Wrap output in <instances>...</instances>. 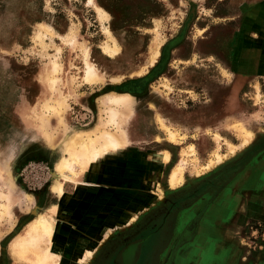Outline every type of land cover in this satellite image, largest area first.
<instances>
[{"label":"rangeland","instance_id":"rangeland-1","mask_svg":"<svg viewBox=\"0 0 264 264\" xmlns=\"http://www.w3.org/2000/svg\"><path fill=\"white\" fill-rule=\"evenodd\" d=\"M242 1L249 0H41L42 21L29 26L24 34L19 0H0V264H25L12 255L11 243L33 222L35 211L47 213L55 203L52 187L59 160L68 156L69 140L73 134H88L99 125L100 102L107 96L124 93L132 97L133 104L116 129L124 138L121 151L125 136L128 140L127 155L120 160L127 164V178L136 176L127 185L149 179L155 171L149 167L158 166L153 162L167 153L169 160L159 168L163 196L158 199L148 189L151 199L135 204L140 198L135 191L104 192L100 202L105 204H97L99 209L118 215L127 199L129 214L138 207L143 212L131 226L114 230L91 264L151 223L162 226L164 243L158 249L167 244L171 255L165 264H173V255L182 243L171 241L177 218L189 215L177 234L184 232V240L192 237L210 205L192 202L203 197L213 181L234 174L264 148V75H242L228 69L227 42L239 27ZM39 24L53 28L44 30L40 40L35 37ZM106 28L119 47L113 58L102 51L106 44L114 46ZM72 33L73 46L68 43ZM153 47H159V56L150 65ZM84 51L103 73V82H86ZM54 57L62 70L56 80L58 88L49 99L67 104L64 127L48 114L49 123L43 120L39 111L40 97L48 96L44 70ZM139 71L143 73L137 75ZM117 78L121 80L116 82ZM160 120L177 134L176 141L170 140ZM235 125L253 139L230 154L228 147L242 142ZM21 135L30 136L44 148V157L26 163L23 157L15 159ZM105 163L106 159L101 160L93 172L104 171ZM210 164L215 165L209 168ZM177 170L182 181L173 189L169 179ZM59 182L65 192H74L71 182ZM25 196L32 199L30 205ZM193 219H197L195 226L187 229ZM232 227L240 247L264 249L263 222L249 220L241 228Z\"/></svg>","mask_w":264,"mask_h":264},{"label":"bare ground","instance_id":"bare-ground-1","mask_svg":"<svg viewBox=\"0 0 264 264\" xmlns=\"http://www.w3.org/2000/svg\"><path fill=\"white\" fill-rule=\"evenodd\" d=\"M97 9L99 15L102 16L101 9ZM44 30L53 31V28L45 24H39L35 37L40 40ZM105 32L114 46L106 44L102 51L108 57L113 58L119 54V47L109 29L106 28ZM68 43L71 46L75 45V33H72L69 37ZM158 56L159 47H153L151 49L150 65L157 61ZM84 64L86 68V79H84L88 84H97L105 80L103 73L91 62L88 51H84ZM61 70L62 67L57 57L52 58L50 63L46 65L43 82L46 85L48 96L40 97L41 107L39 111L43 120H46L45 115L48 114L51 118L55 117L63 126L67 104L63 100L51 102L49 99V96L58 88L56 80L61 74ZM142 73L143 71H139L137 75ZM119 80L121 79L117 78L115 81L118 82ZM100 103V123L98 127L88 134L79 133L74 135L68 142L69 152L67 158L59 160V171L56 173L52 187L55 195V203H52V208L47 213L35 211L36 217L33 222L11 243L12 255L25 264H91L100 247L112 236L113 231L121 227L131 226L143 212V207H138L133 214L123 210L122 214L119 213L116 216L119 219H113L114 217L112 218L109 214L94 213V200L97 198L94 192L98 186L97 178L99 174L98 177L92 176V172L99 166L101 160L107 159L114 152H120L123 148V135L116 129L120 124L119 121L131 109L133 101L130 95L121 94L107 96ZM46 121L49 123V120ZM159 123L168 132L170 140L172 142L176 141L177 134L171 132L162 120ZM111 126L115 130L113 131L114 134L110 132ZM235 127L239 131L242 142L240 146L231 144L228 147L230 154L244 148L253 139L251 133L247 130L236 125ZM157 160L163 164V162L169 160V154L163 153ZM219 163H221V159L216 162V165ZM214 165L210 164L209 168ZM59 180L71 182L75 186L74 192H65L63 183ZM181 181L182 174L180 170H177L171 174L169 185L175 189L181 184ZM148 189L154 197L162 199L160 182L150 183ZM25 198L26 202L29 203L28 205H30L32 201L30 196H25ZM2 208L5 213L7 206L4 204ZM123 218H126V220H122Z\"/></svg>","mask_w":264,"mask_h":264},{"label":"crops","instance_id":"crops-1","mask_svg":"<svg viewBox=\"0 0 264 264\" xmlns=\"http://www.w3.org/2000/svg\"><path fill=\"white\" fill-rule=\"evenodd\" d=\"M239 9V27L227 42L230 56L228 69L242 75L263 76L264 0L242 1L239 4ZM97 127L98 125L95 129ZM95 129L89 132H93ZM77 134L79 133L73 134V136ZM20 138L21 141L15 149V159L23 157L27 160L44 157L45 149L37 146L33 138L22 135ZM125 141L126 147L128 144L126 136ZM124 149L112 153L106 159L104 171L92 172V176L98 177L99 174L97 184L100 187L97 190V198L94 200L95 214L117 216L98 208L97 204H105L100 202L104 192L129 193V191H135L140 195L135 204H143L151 199V196L147 195L149 184L155 181L159 182V168L162 163L153 160L155 161L153 163L158 166L151 165L149 167V171L155 170L149 174V179L133 180V183L127 185L129 178L132 181L131 177L135 178L136 176L129 175L127 178V164H122L120 160V156L127 155ZM260 176L264 178V148L241 168L236 169L234 174L225 175V177L213 181L204 192L203 197H198L192 202V204H210L208 213L199 221L197 231L178 249L177 254L173 255V264H264V249L251 251L240 247L237 242L239 239L231 229L236 225L241 228L249 220L264 223V180H261ZM133 184L139 185L138 188ZM143 192H146L145 195ZM49 199H51V195ZM158 203L156 202V204ZM123 204L124 210L128 211L127 199ZM188 216L182 214L178 217L175 224L176 236H172V243L180 237L181 232L177 233L185 224ZM202 244L203 247H201ZM170 249L166 244L163 251L169 254ZM169 256L167 255V258ZM166 261L167 259H164L162 263L165 264Z\"/></svg>","mask_w":264,"mask_h":264},{"label":"flooded vegetation","instance_id":"flooded-vegetation-1","mask_svg":"<svg viewBox=\"0 0 264 264\" xmlns=\"http://www.w3.org/2000/svg\"><path fill=\"white\" fill-rule=\"evenodd\" d=\"M36 194L40 196V193L37 192ZM196 220L193 219L188 224L187 229L194 227ZM158 225L154 226V223H151L150 226L141 231L142 233L130 236L115 248H110L97 264H163L164 259H168L167 255L169 256L171 253L164 252V247L158 249V246L164 243L162 226ZM180 235L176 241L182 240L181 245H179L181 247L188 239H183L184 232ZM172 236H176L175 231Z\"/></svg>","mask_w":264,"mask_h":264},{"label":"trees","instance_id":"trees-1","mask_svg":"<svg viewBox=\"0 0 264 264\" xmlns=\"http://www.w3.org/2000/svg\"><path fill=\"white\" fill-rule=\"evenodd\" d=\"M20 3V13H19V21H20V29L24 34H26L29 26L35 23H39L42 21V4L41 0H19ZM128 92H133L132 90H128ZM29 160H25L26 163Z\"/></svg>","mask_w":264,"mask_h":264},{"label":"built area","instance_id":"built-area-1","mask_svg":"<svg viewBox=\"0 0 264 264\" xmlns=\"http://www.w3.org/2000/svg\"><path fill=\"white\" fill-rule=\"evenodd\" d=\"M72 114H74V113H72ZM85 119V118H84ZM87 119V118H86ZM47 170H48V168H47ZM252 231L254 232V233H256L257 232V229L255 228V229H252Z\"/></svg>","mask_w":264,"mask_h":264}]
</instances>
